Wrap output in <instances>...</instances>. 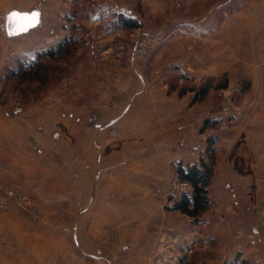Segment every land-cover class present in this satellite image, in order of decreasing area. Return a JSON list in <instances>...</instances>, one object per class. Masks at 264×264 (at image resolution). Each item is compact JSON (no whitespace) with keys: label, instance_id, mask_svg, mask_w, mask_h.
<instances>
[{"label":"rangeland","instance_id":"374dc122","mask_svg":"<svg viewBox=\"0 0 264 264\" xmlns=\"http://www.w3.org/2000/svg\"><path fill=\"white\" fill-rule=\"evenodd\" d=\"M249 1L20 0L28 11L41 5L45 19H62L51 26L49 37L39 29L32 33L35 27L20 34L31 35L27 41L5 34L9 7L0 8V201L5 203L0 207V264H71L73 259L85 264V243L116 242L118 227L134 226L149 212L167 213V193L178 180L175 160L164 158L165 168L157 170L164 177L156 183L151 164L164 161L152 158L153 149L140 143L143 138L121 149L125 139L113 138L101 117L107 110L104 95L117 92L106 89L114 85L110 81L127 83L135 70L143 74L142 92L159 86L177 90L181 98L187 95L190 119L198 125L188 129V151L193 145L198 150L189 162L207 159V140L214 138L213 172H220L212 173L209 194L229 196L228 149H239L244 123L264 101V63L252 58L256 67L250 73L237 60L239 66L213 73L212 35ZM113 2L128 7L124 14L140 26L119 27L116 14L123 11ZM40 37L46 46L28 47ZM50 48L56 49L53 55L39 57ZM221 52L226 58L227 51ZM203 86L204 96L196 97ZM243 107H249L245 113ZM233 111L242 115L230 122ZM182 152L174 150L172 157ZM222 209L215 199L194 223L175 211L182 225L173 231L185 245L180 251L186 264L205 256L226 263L213 256L225 251L220 258L225 257L229 243L211 236V228L231 225ZM262 211L264 201L253 209L259 225Z\"/></svg>","mask_w":264,"mask_h":264},{"label":"crops","instance_id":"0c3cea01","mask_svg":"<svg viewBox=\"0 0 264 264\" xmlns=\"http://www.w3.org/2000/svg\"><path fill=\"white\" fill-rule=\"evenodd\" d=\"M109 3L112 4V2ZM245 3L240 12L233 14L220 27L219 33L212 35L211 67L213 73H221L235 65L239 66L237 60H241L244 71L248 72L247 69H249L250 73L252 67H256L251 65L252 58L257 59L260 64L264 63V0H251L249 3ZM113 5L119 6L123 11L122 13L130 11L124 5L114 2ZM0 8H8L5 15L14 10L28 11L23 8L20 0L7 3L2 1ZM33 9L38 10L39 17L34 31L31 28L32 33L39 29L43 32V36H48V34H52L49 32L51 26L55 25L56 22L59 25L62 24L60 17L45 19L41 5ZM29 30L27 32L31 31ZM16 36L18 38L12 37L17 38V40L20 39V41H27L31 35ZM43 38L40 37L38 40L31 41L27 44L28 47L35 44L33 48H41L46 43L42 42ZM252 49L255 51L254 55H252ZM225 50L227 51L226 58L221 57L223 54L221 51ZM261 71L264 73V67ZM261 71L256 69L255 76H258V72ZM110 82L114 85L109 89L107 86L106 89H115L117 92H107L104 95L107 110L105 114H101V117H103L102 120H105L106 127H111L108 132L113 138L125 139L121 144V149H131L129 147L131 144H136L139 138H143L146 141H140V143H144L146 149H153L149 152L153 156L152 158L164 161L163 164L153 161L154 164H151L153 170L165 168L166 159L164 158L170 159V163L172 160H175L176 163H190L189 157L193 154L192 152H198V150L193 145L189 149L192 151H188V129H195L198 125L196 121L190 119L187 106L190 100L187 99V95L181 98L178 96L177 90L167 92L159 86L153 87L146 93L142 92L140 89L143 84V74L138 70H135L134 75L130 76L127 83L118 79ZM262 102L259 105L260 108L255 111L256 113L244 123L243 140L239 142V149H228L229 155L224 170L228 169V180L225 186L229 188V196H225L222 191H219L215 198H211L210 187L208 188L209 205H214L215 199H217L223 208L222 214L225 212L227 217L231 219V225L228 228L223 227V225L211 228V236L214 239L221 244L229 243V250L225 257L222 255V259L220 258V253L223 254L225 251H220L213 256L219 258L220 261L224 260V263L238 257L239 262L246 260L248 264H264V212H260L263 219L262 225H259V221L256 220L257 217L253 213L256 204L264 201V104ZM248 108L243 107L240 110L245 113ZM232 115L230 122L238 120L242 114L233 111ZM113 143L115 142L113 141ZM181 145L183 146L181 147ZM116 149H119L118 143ZM180 149L183 152L179 156L172 157L175 154L173 151L180 153ZM216 172L219 176V169H216L213 174ZM162 175L164 177V173L161 171L154 174L156 183L162 179ZM214 178L218 179L217 177ZM251 187L258 188L251 189ZM164 206L167 213L164 211L149 212L144 218L136 221L134 226L118 227L117 232H115L118 238L116 242L107 241L105 243L101 241L93 245L85 243L82 247L83 254L85 258L87 257L85 264H159L164 252L160 250L159 245L165 239H161L159 243L156 239L160 235H167V232L172 230L171 236L174 234L175 226L180 227L182 225L181 217L174 210L169 209L172 205L165 204ZM201 215L197 218L188 219L194 223V220H199ZM241 219H245V221ZM188 222L184 220L183 223ZM121 233L125 235L123 241L120 240ZM181 247L185 248V245H181ZM209 247L207 244L203 250ZM205 257L202 258L203 260H199V258L194 262L196 264L214 262L212 257ZM74 260L76 259H73L71 264H74ZM175 264L186 263L179 260Z\"/></svg>","mask_w":264,"mask_h":264},{"label":"trees","instance_id":"16d2710c","mask_svg":"<svg viewBox=\"0 0 264 264\" xmlns=\"http://www.w3.org/2000/svg\"><path fill=\"white\" fill-rule=\"evenodd\" d=\"M119 27L124 29H134L140 26L139 22L122 12H118L115 18ZM56 52L55 48H50L47 51H43L39 54V57L45 55H53ZM38 60V59H37ZM35 60L33 63H35ZM206 92V87L200 88L196 97L201 98ZM195 97V98H196ZM216 140L210 137L207 140V149L204 155H207V159L201 160L199 164L197 163H186L181 162L175 163V174L178 180L187 182L192 186V192L188 195H181L175 197L172 201V206L170 210L178 211L188 217L197 218L203 212L209 208V202L207 198L208 186L210 184L211 176L213 173V152L212 145ZM209 155V156H208ZM225 264H248L246 260L238 261V257L226 262Z\"/></svg>","mask_w":264,"mask_h":264},{"label":"built area","instance_id":"2783aa9c","mask_svg":"<svg viewBox=\"0 0 264 264\" xmlns=\"http://www.w3.org/2000/svg\"><path fill=\"white\" fill-rule=\"evenodd\" d=\"M24 1L32 2L33 0H24ZM195 163L199 164V161ZM172 186L173 189L167 193L166 205L168 206L172 205V201L175 197L191 194L193 190L192 186L189 183L180 180L173 181ZM4 204L5 203L0 201V207H3ZM181 244H182V240L180 233L172 234L168 239L164 240L159 247L162 252L164 251L159 260V264H175L177 261L181 260L182 257L180 251Z\"/></svg>","mask_w":264,"mask_h":264},{"label":"water","instance_id":"95a60500","mask_svg":"<svg viewBox=\"0 0 264 264\" xmlns=\"http://www.w3.org/2000/svg\"><path fill=\"white\" fill-rule=\"evenodd\" d=\"M33 14H36L35 19H33ZM38 17L37 9L26 12L10 11L5 15L4 32L9 37L26 33L37 25Z\"/></svg>","mask_w":264,"mask_h":264},{"label":"snow or ice","instance_id":"6c2138e0","mask_svg":"<svg viewBox=\"0 0 264 264\" xmlns=\"http://www.w3.org/2000/svg\"><path fill=\"white\" fill-rule=\"evenodd\" d=\"M15 15V14H14ZM36 14H33V19H35Z\"/></svg>","mask_w":264,"mask_h":264}]
</instances>
